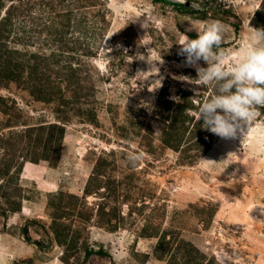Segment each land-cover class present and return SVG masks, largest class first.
Instances as JSON below:
<instances>
[{"label": "rangeland", "instance_id": "rangeland-1", "mask_svg": "<svg viewBox=\"0 0 264 264\" xmlns=\"http://www.w3.org/2000/svg\"><path fill=\"white\" fill-rule=\"evenodd\" d=\"M47 2L34 12L37 28L24 40L41 55L51 52L45 41L58 38L64 12L73 9L62 0ZM84 2L61 47L79 60L74 85L57 86L53 73L48 90L59 89L58 99L42 102L20 85L0 83L8 109L0 113V264H188L186 258L201 254L219 264H264V117L231 140L212 133L194 138L195 121L184 124V133L177 123L186 115L196 120L198 102L213 92L177 55L184 35L194 39L205 24L219 21L220 47L232 59L247 42L255 13L264 11L263 0ZM22 19L21 13L13 18L9 40L20 36ZM160 98L169 102L173 133L181 139L176 151L162 142ZM48 124L64 128L61 144L52 146L51 160L30 162L23 155L39 154L32 139L18 135ZM197 141L207 148L201 156ZM131 154L140 158L133 162ZM98 159L104 167L96 179ZM53 215L61 216L65 241L55 237ZM162 234L169 244L158 251Z\"/></svg>", "mask_w": 264, "mask_h": 264}, {"label": "trees", "instance_id": "trees-1", "mask_svg": "<svg viewBox=\"0 0 264 264\" xmlns=\"http://www.w3.org/2000/svg\"><path fill=\"white\" fill-rule=\"evenodd\" d=\"M65 1V4L69 6L70 3L73 4V9H67L64 12V18L66 19L65 22L60 23V31L61 33L58 35V38L52 39L51 42L48 44L45 41V46H49L52 44L53 48L51 49V52L48 55H41L37 52H32L26 49L27 43L24 40H27L29 38L30 33H34L37 28V17H34V12L39 9L40 7H47L51 4V2H47V0H39L34 1V3L28 2L27 0H0V14L3 9H5V16L3 18H0V83H15L17 85H20V88H22L24 91L28 92L29 95H31L36 100L42 101V102H51L55 99H58V93L60 90H48V86L53 81L50 80L52 78V74L54 73L56 77L55 80L60 79L58 81L59 83L57 86H60V83H65L66 87L69 88V86H72L76 83L77 76L75 74L76 71H78V67L74 66V61L78 62V59H75L73 54H70L64 50L61 49L62 46L66 44L63 40L66 38V32L70 28L73 21L70 19L72 18V13L74 10H80L79 8H83L84 5H86V2L84 0H62ZM158 1V0H155ZM40 2V6L38 3ZM262 7L264 9V0L262 2ZM20 13L22 14V23L20 24V36L19 34H14L17 38L13 39L14 41L9 40L11 37L12 32V26L17 21H13V18H18ZM63 15V13H62ZM15 16V17H14ZM26 17V19H25ZM25 21L23 22V20ZM28 22V23H27ZM72 22V23H71ZM28 24V25H27ZM73 25L77 26L76 23ZM253 25L255 28H264V11H258L254 15ZM50 27H53L51 25ZM5 30L8 33V36L5 35ZM10 35V37H9ZM192 38H195V35H191ZM39 39V38H38ZM15 42L17 45L24 46L22 49H17L15 45L11 46L10 42ZM56 45L59 47L56 48ZM72 50V49H71ZM85 49H83L82 52H84ZM85 53V52H84ZM90 52L87 50V53L84 54L85 56L89 55ZM61 72V73H60ZM66 73V74H65ZM65 75V76H64ZM45 80V83L40 82V80ZM68 84V85H67ZM82 90V89H81ZM166 90L165 87L161 89L160 96L165 97L164 91ZM47 96V97H45ZM163 98H160V105L162 106V121L163 124H165L167 127L163 131L162 136V142L167 146L168 148H171L172 150L176 151L178 150L179 146V140L175 133H173V126L175 120L172 122V118L170 117L171 108H169L168 101H165ZM209 97L207 96L206 99ZM62 105L67 106L68 101H61ZM199 103H202V100L198 102L197 108L199 107ZM190 108H193V105H188ZM7 106L5 104V100L3 98H0V113L6 114L7 113ZM185 111V109H184ZM197 111V110H196ZM259 115L264 117V108L259 109ZM182 116V115H181ZM183 118L180 119L177 123H179L182 128L183 133L188 129L185 127V123H190L192 121H195L192 127H195L193 131L195 132L194 138L200 135H209L210 132L203 129L201 127L203 121H197L193 120L192 117L190 119L188 116H182ZM188 121V122H187ZM176 123V124H177ZM183 124V125H182ZM178 126V125H177ZM46 130H49V132H45ZM44 133H48L47 136H45ZM12 137H15V133L10 131V134ZM64 136V128L57 125V124H48L46 126L39 125L35 127H27L22 132H20V139L25 138V141H29L32 139V148L38 152L39 156L37 157H29V155H23L24 158L28 159L30 162L38 163L39 161H49L51 160V154H52V146L54 143L56 144V147L58 148L61 144V141ZM27 138V140H26ZM200 140V138L198 139ZM1 141V139H0ZM193 141L190 139V142ZM214 140L212 139L206 146L213 143ZM197 147V153L199 156H201L205 150L206 147H202L200 141L195 142ZM58 150V149H56ZM102 159H98L94 169H93V176H95L96 179L101 175V169L104 167V164H102ZM20 170V165L17 167V171ZM92 183V182H91ZM91 183L84 189V194L89 195L92 193ZM93 184V183H92ZM100 188H103L102 186H95L96 190H99ZM61 195V194H59ZM15 207L12 208L13 212H17L20 210V201L16 202ZM61 216H52V229L55 233V237L57 240L62 236V239L65 241L68 236V232L64 230V225L57 223L56 220H59ZM62 225V226H61ZM56 226V229H55ZM166 235L162 234L157 240L156 249L159 251L162 247H168L169 240H165ZM90 253H86V257L89 256ZM188 254V253H187ZM187 263L189 264H219L217 261H215L213 258H206L202 254L199 256V258L195 256H190V258H186ZM196 263H192L193 261Z\"/></svg>", "mask_w": 264, "mask_h": 264}, {"label": "clouds", "instance_id": "clouds-1", "mask_svg": "<svg viewBox=\"0 0 264 264\" xmlns=\"http://www.w3.org/2000/svg\"><path fill=\"white\" fill-rule=\"evenodd\" d=\"M223 33L224 26L219 21L207 23L194 39L184 35L177 55L184 58L186 66L195 68L199 85L213 88L209 98L199 104L197 121H203L201 127L213 135L231 140L247 135L259 109L264 108V28L248 24L247 42L232 59L220 47ZM200 61L206 67H201ZM199 93L195 91L194 97ZM139 158L130 155L133 162Z\"/></svg>", "mask_w": 264, "mask_h": 264}]
</instances>
